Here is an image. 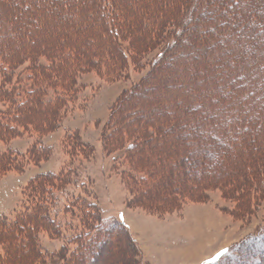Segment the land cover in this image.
<instances>
[{"label":"rangeland","instance_id":"rangeland-1","mask_svg":"<svg viewBox=\"0 0 264 264\" xmlns=\"http://www.w3.org/2000/svg\"><path fill=\"white\" fill-rule=\"evenodd\" d=\"M26 1L30 7L27 12L32 14V10H35V21L30 22V18L26 20L22 17L26 28L23 36L29 34V24L38 25L41 22L43 11L45 20L59 17L58 26L68 23L63 16L65 10L73 16V26L71 24L55 34L40 37L35 49L39 52L38 56H42V45L56 48L64 42V46H83L86 43L89 50H85L84 54L98 56L101 63L82 78L87 87L80 94L81 105L73 107L62 125L43 138L46 145L52 146L50 158L40 164L25 166L24 170L10 168L4 172L0 168V264H206L227 248L230 254L219 264H264V191L258 194L260 191L256 188L258 176L264 179V168L257 173L252 170L253 163L250 161L253 158L257 162L261 154L258 157L248 156L245 152H249V142L243 143L247 147L244 153L234 148L228 150L227 145H231V142L228 144V140L219 139L217 130L208 129L209 124L214 127L218 120L209 123L216 118L208 114L209 106L215 103L212 101L209 106L205 104L197 108L192 115L193 122L186 117L192 114V108L183 106L185 100L193 98L194 93L188 95L183 87L178 90L169 88L185 77L189 78V88H193L202 79L207 80V71L209 74L213 72L211 75L217 78L216 89L222 98L224 96L222 101L225 104L227 97L222 86L226 83L225 68L228 71L233 68L231 62L238 60L236 54L240 48L252 43L249 55L253 57L263 44L264 22L263 27L260 23L264 15V0H228L227 11L221 8L222 0H101L100 7L106 12L103 13L106 18L109 11L117 10L120 18L125 14L130 22H126L129 27L135 26L131 22L138 17L142 24L145 23L143 28H151L160 22L165 32L162 36L165 39L158 35V45L145 55L138 67L131 57L123 61L125 73L117 77L108 75L107 61L104 60L107 53H94L107 47L105 43L89 38L96 27L84 26L90 22L89 17L94 16L96 20L99 0H21V3L20 0H0V24L8 19L9 14L13 20L14 16L19 17ZM122 10L126 13H122ZM85 11L88 17L82 16ZM161 12H165L166 17L161 16ZM155 13L158 15L155 16ZM223 18L228 21L217 25ZM107 23L111 26L114 24L110 21ZM213 23L216 24L215 31L209 29ZM85 27L90 30L86 39L82 31ZM229 29L234 32L245 29L244 36L249 38H237V41L224 38ZM4 32L1 30L0 40L7 37ZM123 36L124 47L130 54L128 43L131 36ZM222 39H226V43L221 44ZM173 40L176 46L169 49L167 42ZM79 41L82 43L79 44ZM160 50L164 51L163 60L154 65L152 58ZM43 54L46 56V53ZM202 67L204 74L200 73ZM218 71H221V75H218ZM231 87L229 96L237 93L234 84ZM199 91L202 93L204 90ZM203 93L201 97L206 101L209 99L208 92ZM235 100H230L229 104L236 105ZM171 105L176 107L177 113L184 109L185 117L177 113L171 115L167 107ZM157 107L158 111L152 113L151 118L139 114L134 116L133 113L137 108L156 110ZM114 118L119 119L122 125L126 124L127 143L134 141L144 124L156 131V135L144 134L147 141L128 151L141 161L140 169L154 167L155 180L137 182L128 178L127 172L124 176L109 173L107 169V175L103 172L106 164L104 140L108 138ZM136 118L138 121L134 120ZM249 128L254 129V125H249ZM74 129L94 147V155L89 160L78 157L79 153L74 152L75 160L69 162L67 151L62 148L64 137ZM36 138L35 134L25 131L22 136L13 139H0V167L5 165L4 161L10 163V158L3 157L6 151L15 148L25 150ZM64 163L78 167L76 180L90 183L104 214L112 217L103 225L100 223L96 226L95 220L96 227H89L86 222V227L93 230L94 235L87 239L81 249L82 256L79 254L75 261L70 255L75 249L74 244H67L65 249L61 247L67 242L65 238L84 230L83 225L72 222V225L66 226V231L70 233L65 238H56L39 227L40 223H44L40 214L33 210L34 202L37 203L39 198L38 193L34 194L37 199L32 194L34 181L31 179L58 170ZM131 164L126 162L121 167ZM248 175H252L250 180L245 177ZM246 186L249 190L244 193L242 189ZM63 204L64 199L61 201ZM30 209L36 224L29 229L26 222H30ZM61 219L63 224H68L69 220L64 222V215ZM13 220L17 222L10 232L9 226ZM22 225L26 231L21 228ZM254 235L263 238L261 241L243 243ZM104 251L107 258L103 257Z\"/></svg>","mask_w":264,"mask_h":264},{"label":"trees","instance_id":"trees-1","mask_svg":"<svg viewBox=\"0 0 264 264\" xmlns=\"http://www.w3.org/2000/svg\"><path fill=\"white\" fill-rule=\"evenodd\" d=\"M227 1L228 0H222V2H220L221 8L225 11L228 9ZM27 3L26 1L25 6H23L24 8L20 6L24 11H20L21 15L19 17L14 16L13 20L11 18L12 15L9 14L8 19L2 21V24H0V33L1 30L6 31L4 33H6L5 37L7 36L3 40H0V139H13L22 136L25 131L35 134L37 138L25 150L15 148L6 151V155L3 157L6 156V158H10V163L4 161L5 165H3L5 167H0L4 172L9 171L10 168L14 170H24L25 166L33 163L40 164L42 161H46L50 158L52 155V146L46 145L43 138L54 133L62 125L64 119L71 110H73V107L79 104L81 105V100L79 99L81 97L80 94L86 89L85 87H87L82 78L101 63V58L98 56L95 57L93 55L84 54L85 50H89V48L86 47V43L84 44L85 40L83 41V46L73 44L64 46V44H66L64 41V43H60L56 48H54L53 45H49L47 48L42 45V48H40L42 56H38L39 52L35 49L36 45L39 44L40 37H43L42 35L50 36L53 32L55 34L60 31L61 28L66 29L67 26L72 24L73 21L71 18L73 16L71 12L65 10L63 16L68 23L64 22L62 26H58L57 22L59 17L53 20L49 17L45 20L43 11V13L41 12L43 14L41 16V22L38 25H32L29 23L35 21L33 18V11L35 10L31 9L32 14L27 12L30 10ZM100 3L101 0L97 3L99 9L96 10L98 16H96V20L94 16H92L91 18L89 17L90 22L84 24L86 27L88 25L96 27H94L95 29L90 33L91 36L86 37L88 31H90L86 27L85 29L82 28V31H84L85 39L89 37L92 40H97V42L106 44V48L100 51L95 50L94 53H107V57L104 58V60L107 61L105 62L106 65H108V75L110 77H117L125 73L123 70L125 66H122L123 61H127V59L131 57L132 60L134 59V64L138 67L142 63L141 61L145 55L151 52L154 46L158 45V35L161 39H165L162 37L165 32L162 31L160 22L155 25L153 24L151 28H143L142 25L145 23L143 22L142 24L141 19L138 17L132 19L133 22H131V24L135 26L131 25V27H129L126 22H130L125 18V14H123V18H120V15H117V13H119L117 10L109 11L106 14V18L103 14L106 12L101 10ZM0 4H2V2H0ZM124 12L126 13V11L122 10V13ZM83 13L82 16L85 15L88 17L86 11ZM162 13L163 12H161V16L164 15L166 17V13ZM157 15L158 13H155V16ZM23 16L26 20L30 18V22L28 23L30 32L27 36H23V33L26 31L25 25L21 20ZM262 16V22L260 23L261 27H263L264 22V15L262 14ZM107 21L114 24L111 26ZM223 21L227 22L228 20L226 18L220 19L217 25H220ZM242 25L245 26L244 23H242ZM215 26V23L210 24L209 29L215 31ZM244 31L245 29H240L239 32H234L233 29H229L225 32L223 37L236 41L237 38H240V40L249 38V36H244ZM125 34H128V37L131 36L130 42L128 43V49L131 51L130 54L128 53L129 57L127 49L124 47V38H122ZM178 35L180 36V33ZM78 40L80 39L78 38ZM215 41L217 44L218 39ZM221 41V44L224 42L226 43V39H222ZM262 41L263 44L256 55H253V57L249 55L252 52V43H249V45H246L247 47L237 50L238 53L236 55L238 56L236 57H238V60H233V62H231L233 63V65H231L233 68L231 67L230 71H228V68H225V71H227L224 74L226 76V83L222 85L225 88V97H227L225 104L222 101L224 96L222 98V94L216 89L215 83L217 78L211 75L213 72L209 74L207 71V80L202 79L198 83L199 85L193 88H189L188 77L182 80L180 79V81L177 80L176 82H178V84L174 82V86L170 85L169 87L174 90L183 87L188 95L194 93L193 98L185 100V104L183 103L184 106L181 104L184 108L185 106L189 109L192 108V114L186 116L192 121L194 119L192 115L197 108L205 104L209 106L213 101L215 105L211 104V106H209L208 114L215 115L216 118H212L209 123L213 122L215 119L218 120L215 121L214 127L212 124H209L208 129L210 131L217 130L220 135V137H218L219 139L223 141H225V139L228 140V144L231 142V145H227L228 150L234 148L235 151L244 153L247 148L244 144L249 142V150L246 149L249 152L245 153H247L248 156L254 157H258L260 156L259 154H261V160L258 159L257 162H255L256 160L253 158L250 160L253 163L252 170L257 173L259 169L264 168V38H262ZM81 43L82 42L79 41V44ZM167 43L169 49H173L176 46L175 40L168 41ZM80 49L84 50L81 51ZM92 49L95 48L93 47ZM43 52L46 53V56H44ZM182 54H187V52H182ZM163 57L164 51L160 50L159 53L152 58L153 60L151 58L150 60H152L154 65H157L160 60H163ZM176 58H174V62ZM220 72L221 71L217 72L218 75H221ZM200 73L204 74V67L200 69ZM211 78L212 80L210 81ZM232 79L233 81H231ZM232 84L236 87L237 93L229 96L232 91ZM196 87H198V89ZM199 89L204 90L202 93L208 92L209 99L206 101L202 99V93H199ZM232 99H236L235 102L237 104L234 106L229 104V101ZM239 105L240 107H238ZM167 107L171 115L177 113L176 109H174L176 107L172 105ZM212 107H214V109L216 108V110L213 111ZM156 111H158V107L156 110L137 108L133 113L134 116L139 114L144 118H151L153 115L152 113ZM185 113L186 111L183 109L177 114L185 117ZM118 118L120 119V116H118ZM119 119H113V126L107 134L108 138L104 140L103 156L106 160V164L103 172L106 173L107 169L109 173H116L121 176H124L127 172L129 173L128 178L132 180L135 179L137 182L143 180L150 182L155 180L154 167H148L145 170L140 169L141 161L132 157L128 151L134 150L135 146H142L144 141H147L144 134L156 135V131H154L152 127H147V125L144 124L142 125V129L138 131L139 135L137 137L135 136L134 141L127 143L128 134L125 130L126 124L122 125ZM134 120L138 121L137 118ZM249 125H254V129L251 130ZM218 126L220 127L215 129V127ZM68 134L67 137H64L65 140L63 139L61 145L62 148L67 151L65 153L69 156V162L72 159L75 160L74 152L79 153L80 156L78 157L89 160V158L94 155L93 145L84 140L78 130L74 129ZM114 135L117 137L113 138ZM229 138H231L230 141ZM125 147L127 148L126 150ZM126 162L132 163L131 166H124L122 168L121 166ZM78 173V167H72V164L66 165L64 163V166L58 170L37 175L31 179L34 181L31 187L32 194L36 199L37 195L34 194L38 193L39 201L36 203V199L34 198L35 207L33 210L40 214L42 222L44 223L39 224L41 229L56 238L58 236L65 238V236L70 233V231H66V226L72 225L71 223L75 221L83 225L84 230H74L76 232L72 236H68L67 239L65 238L67 242L61 247L65 249L67 244H74L76 250H70V255L74 261L79 254L82 256V247L87 239H90L92 235H94L93 230L86 227L87 223H89V227L92 225L96 227L100 223L103 225V223L109 222L112 218L110 215L104 214L98 202L97 195H95L90 188V183L88 184L87 181L78 182V180H76L79 176ZM254 175L257 178L256 173ZM245 177L250 180L249 178H251L252 175ZM258 183L259 186L256 185V188L260 191L258 194H262V191H264V179L258 176ZM247 190H249L247 186L242 189L244 193H246ZM63 199L64 204L61 205ZM29 212L32 214L31 209ZM63 215L65 218L64 222L69 220L66 225L62 223L61 216ZM31 217L30 222H26L29 229L36 224L35 216L32 214ZM95 220L97 223L96 226L94 225ZM119 221H121V219H119ZM12 222L13 223H10L11 226H9L10 232L13 231L12 225L17 221L13 220ZM45 224L47 226L46 228H44ZM21 228L26 231L24 225H22ZM70 229L72 228L70 227ZM19 236L21 238H26L24 235ZM261 238H263V236L261 237L258 235L257 237L254 235L244 240L243 243L246 244V242L248 243V241L251 240L261 241ZM229 254L230 249L227 248L206 264H219L220 261ZM247 256L248 255H245L244 257Z\"/></svg>","mask_w":264,"mask_h":264},{"label":"bare ground","instance_id":"bare-ground-1","mask_svg":"<svg viewBox=\"0 0 264 264\" xmlns=\"http://www.w3.org/2000/svg\"><path fill=\"white\" fill-rule=\"evenodd\" d=\"M105 253H106V252L104 251V254H105ZM113 254H114V253H113ZM102 256H103V255H102ZM112 256H113V255L111 254V258H112ZM115 256H116V255H115ZM103 257H106V258H107L106 254H105V256H103ZM103 257H102V258H103ZM113 258H114V257H113ZM113 258H112V259H113ZM108 260H110V258H109ZM105 262H106V261H105ZM98 264H99V263H98Z\"/></svg>","mask_w":264,"mask_h":264},{"label":"crops","instance_id":"crops-1","mask_svg":"<svg viewBox=\"0 0 264 264\" xmlns=\"http://www.w3.org/2000/svg\"><path fill=\"white\" fill-rule=\"evenodd\" d=\"M166 261V260H165Z\"/></svg>","mask_w":264,"mask_h":264}]
</instances>
